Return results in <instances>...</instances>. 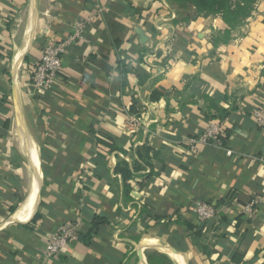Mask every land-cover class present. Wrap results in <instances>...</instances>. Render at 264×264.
I'll return each instance as SVG.
<instances>
[{
  "label": "crops",
  "instance_id": "crops-1",
  "mask_svg": "<svg viewBox=\"0 0 264 264\" xmlns=\"http://www.w3.org/2000/svg\"><path fill=\"white\" fill-rule=\"evenodd\" d=\"M80 24L56 88L34 95L44 47ZM226 31L167 0H0V264H264V0ZM210 124L220 147L189 153Z\"/></svg>",
  "mask_w": 264,
  "mask_h": 264
},
{
  "label": "built area",
  "instance_id": "built-area-1",
  "mask_svg": "<svg viewBox=\"0 0 264 264\" xmlns=\"http://www.w3.org/2000/svg\"><path fill=\"white\" fill-rule=\"evenodd\" d=\"M98 2L99 0H94ZM99 11H101L99 9ZM82 24L79 25L75 36L69 37L63 43H50L43 49L42 57L31 71L30 84L33 94L36 96H45L53 92L59 81V72L61 70L62 56L65 53L66 47L74 38H78L81 33ZM254 118L259 127H264V111H259L254 114ZM221 127L219 124H210L203 130L200 135L189 138L185 141L188 152L194 154L199 146L212 145L220 147ZM114 162V161H113ZM196 215L202 221L213 218L216 214L215 207L206 204H197L195 207ZM75 238V229L70 225L61 227L57 233L52 234L46 243L43 251L44 259H51L60 254Z\"/></svg>",
  "mask_w": 264,
  "mask_h": 264
},
{
  "label": "trees",
  "instance_id": "trees-1",
  "mask_svg": "<svg viewBox=\"0 0 264 264\" xmlns=\"http://www.w3.org/2000/svg\"><path fill=\"white\" fill-rule=\"evenodd\" d=\"M257 0H167V2L178 7L191 6L197 14L209 13L217 14L221 17L223 23L227 27L225 38L229 36L230 31L241 25L247 19ZM119 172L125 183L131 178L130 173L125 172L119 167L115 168V172ZM105 221L100 218H94L91 229L84 237V241H88L97 233L99 227L104 225ZM238 262V261H236Z\"/></svg>",
  "mask_w": 264,
  "mask_h": 264
},
{
  "label": "bare ground",
  "instance_id": "bare-ground-1",
  "mask_svg": "<svg viewBox=\"0 0 264 264\" xmlns=\"http://www.w3.org/2000/svg\"><path fill=\"white\" fill-rule=\"evenodd\" d=\"M31 155L33 157L35 174L37 175V176H35L36 177L35 178V184L36 185H34V188H33L35 190H32L27 195V197L25 198V200L22 203V206L20 207V209L16 212V214L14 216V219H16L17 221H20V222H25L30 217V215L33 212V209H34L33 207H34L36 199H37V195H36L37 187L36 186H38L37 178L39 179L38 166H37L36 157H35L34 153L32 152V150H31Z\"/></svg>",
  "mask_w": 264,
  "mask_h": 264
}]
</instances>
